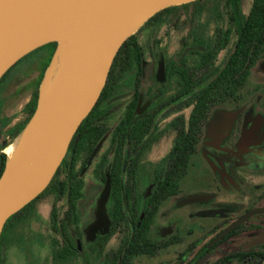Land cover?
<instances>
[{"label":"rangeland","instance_id":"obj_1","mask_svg":"<svg viewBox=\"0 0 264 264\" xmlns=\"http://www.w3.org/2000/svg\"><path fill=\"white\" fill-rule=\"evenodd\" d=\"M223 1L207 0L202 5V13L196 18L194 11L197 6L178 7L165 22L136 32L144 51L138 113L169 101L178 91L175 78L166 83L165 71L168 61L173 59L178 62L185 58H189L192 63L197 61L198 57L192 54L202 50V47L195 46L197 43L194 42V38L211 42L216 28L229 26L227 21L222 23L218 18L220 13L225 12ZM242 3L243 13L248 15L252 0H243ZM236 30L233 31L230 45L219 54L215 62L217 68L222 67L233 50L237 40ZM52 59L50 60L46 48H39L21 59L0 84V147L7 143L9 148L19 142L21 136L13 139V131L28 122L30 118L28 105L33 101L37 90L40 95V86L37 85L40 79L44 78ZM136 77L135 70H131L119 78L116 89L106 105L104 117L100 120V124L107 129L106 135L96 146L84 169H81V166L87 158L86 153H83L75 163V170H80V178L84 183L77 208L78 229L73 224L70 232L77 240L82 234L84 245L70 261L54 262V241L61 240V236L53 231L50 214L53 206L56 205L57 215L61 221L68 210V202L67 196L58 199L55 189H47L39 195L29 210L3 228L0 235V264H105L108 256L120 248L128 230H125V234L118 232L112 236L101 253L97 250L92 252L89 245L99 241L98 236H103L94 232L98 223H108L107 233L111 227L108 215L109 189L106 183L103 184L99 179L97 169L105 156H108L109 160L112 158L113 132L132 98ZM187 102L188 99L183 98L168 104L155 120L149 136L151 144L142 158L136 179V198L137 196L140 198L141 205L154 190L155 171L166 168V159L174 139V134L167 126L177 116L184 115L188 118L191 107H185ZM258 102L264 105V58L252 68L248 84L241 92L240 101L221 104L213 111L226 113V111H235L241 104L248 103L254 106ZM67 156L66 154L65 157ZM201 156V153L193 156L189 174L181 183V192L163 203L149 232V239L153 242L173 238L179 239V242L161 250L155 257H137L134 264H188L221 226L219 217L212 218L207 216L206 212L228 211L230 208L229 216H237L242 213L241 210L246 204L243 200L247 202L255 196L254 191L247 193L241 189L242 195L238 199L234 198L235 193L228 190H232V186L227 189L223 187L224 182L215 181L210 174L208 178L204 175L202 170H205L206 165L203 164L204 160ZM239 160H242V157ZM67 177L66 171L62 179ZM127 181L128 175L125 172L123 176L125 186ZM125 211L130 220L128 209L125 208ZM192 244L197 248L188 254L189 252L186 251ZM226 246L214 250L197 264H212L229 254ZM239 248L240 245L230 247L231 250H239ZM233 264L245 263L235 261Z\"/></svg>","mask_w":264,"mask_h":264},{"label":"trees","instance_id":"obj_2","mask_svg":"<svg viewBox=\"0 0 264 264\" xmlns=\"http://www.w3.org/2000/svg\"><path fill=\"white\" fill-rule=\"evenodd\" d=\"M206 2L207 0H197L165 9L149 19L138 31L165 22L178 7L197 6L194 11L196 18L202 13V5ZM242 2L243 0L223 1L225 12L220 13L218 18L222 23L227 21L229 26L216 28L211 42L194 38V42L197 43L195 46L202 47V50L192 54L198 57L197 61L192 63L189 58L178 62L173 59L168 61L165 71L166 83L175 78L178 91L169 101L155 105L142 113H138V109L141 100L144 51L136 33L122 45L113 61L96 106L72 139L67 152L69 157L64 158L51 183L45 189H55L58 199L67 196L68 202V210L61 221L57 215L56 205L53 206L50 214L52 229L61 236V240L54 241L55 263L70 261L84 245L82 234L77 240L70 232L73 224L78 229L77 208L84 183L80 178V170H75V163L83 153H86L87 158L81 166V169H84L96 146L106 135L107 129L100 124V120L104 117L106 105L116 89L119 78L131 70H135L137 76L136 87L123 117L114 129L111 139L112 158L109 160L108 156H105L97 169L98 177L103 184L107 182L108 176L110 179L108 215L112 227L107 235L99 236V241L90 244L89 247L92 252L100 246L103 249L111 237L118 233L119 228L128 231L125 232L120 248L109 256L105 264H134L137 257H155L161 249L170 245L171 242L158 244L149 239L151 226L160 207L169 198L180 193L181 183L188 175L191 160L197 154L213 110L221 104L237 102L241 99V92L248 84L252 68L264 58V0H252L248 15L243 13ZM234 29H237L234 48L222 67L217 68L215 62L219 54L230 45ZM41 48L49 51L51 60L56 52L57 43H50ZM13 67L0 79V84L4 82ZM42 80L41 78L37 86L41 85ZM39 96L37 90L33 101L28 105L30 118L27 123L13 131V139L20 137L25 131L36 111ZM183 98L188 99L185 107H191V112L188 118L184 115L175 117L167 126L174 134V139L166 159V168L155 171V187L147 198L145 206L142 209L131 206L132 200L136 199L134 183L142 157L150 147L151 142L147 137L154 128L155 120L168 104ZM7 147V143L0 147V178L8 164V156L4 153ZM66 171L68 177L62 179ZM125 172L128 175L126 186L123 183ZM34 201L12 216L8 222L29 210ZM125 207L129 210L131 222L127 218ZM130 223L132 230L129 229ZM98 252L101 253L102 250ZM215 264H222V261Z\"/></svg>","mask_w":264,"mask_h":264},{"label":"water","instance_id":"obj_3","mask_svg":"<svg viewBox=\"0 0 264 264\" xmlns=\"http://www.w3.org/2000/svg\"><path fill=\"white\" fill-rule=\"evenodd\" d=\"M197 0H0V79L33 51L57 43L70 34L80 35L76 73L67 107L39 162L31 164L32 143L43 116L39 96L26 127V147L17 168L0 178V235L7 221L34 201L49 186L62 164L73 137L96 106L113 61L122 45L159 12ZM25 131L23 133H25ZM110 194V179L106 182ZM108 194V196H109ZM264 206L248 212L222 232L223 239ZM107 222L94 232L105 235Z\"/></svg>","mask_w":264,"mask_h":264},{"label":"flooded vegetation","instance_id":"obj_4","mask_svg":"<svg viewBox=\"0 0 264 264\" xmlns=\"http://www.w3.org/2000/svg\"><path fill=\"white\" fill-rule=\"evenodd\" d=\"M239 101L233 103H238ZM263 106L264 105L259 102L254 104V106H252V104L245 103L237 107L235 111H226V114H223V112L215 113V111L211 114V119L206 126L204 136L197 151V154L201 153V159L204 160L203 164L206 165L205 170H202L204 175L208 178V175L210 174L213 179L215 178V181L220 180L221 183L224 182L225 185H223V187L227 189L229 186H232V188L230 187L232 190H228L235 193V195L233 194L234 198L238 199L239 196L242 195L241 189L247 191V193L248 191H254L255 196L248 199L247 202L243 200L246 204H244L245 206L241 210L242 213L237 216H229L228 212L230 211V208L228 211L208 210L206 212L207 216L212 218L216 217L217 219V217H219L221 226L218 228L217 233L212 235L211 238L205 242V244L200 248V251L195 253V257L188 264H197L214 250L225 245H227L226 248L229 249V254L219 258L212 264L220 261H222V264H233L235 261L245 264L264 263V214L249 217L245 222L237 226L223 239L213 244V241L222 232L243 218L248 212L264 206ZM251 107L258 109L259 111H256ZM219 114H221L220 116H223L224 118H222L217 125L211 127V123ZM149 136L147 137V140H149ZM240 157H242V160H239ZM135 188L136 182L134 183V189ZM146 200L143 205H141V200L137 196L136 199L132 200L131 206H138L139 209H142V207L145 206ZM258 204L260 206H257ZM8 223L9 222L7 221L4 228L7 227ZM130 226L132 230V223H130ZM118 232L125 233V231L120 228L118 229ZM166 242H171L169 245L171 246L178 243L179 239L173 238L155 243L163 244ZM239 245V250L230 249L232 246L238 247ZM168 247L164 249H168ZM196 248L197 246L192 244L188 247L186 252H189L188 254H190ZM96 250L100 251L102 250V247H97Z\"/></svg>","mask_w":264,"mask_h":264},{"label":"bare ground","instance_id":"obj_5","mask_svg":"<svg viewBox=\"0 0 264 264\" xmlns=\"http://www.w3.org/2000/svg\"><path fill=\"white\" fill-rule=\"evenodd\" d=\"M80 44L78 33L63 36L57 41V49L40 85L43 101V116L31 153V164L39 162L57 124L63 115L71 94L75 73L76 58ZM27 131L23 133L15 146L5 149L8 155V172L12 173L20 163L26 147Z\"/></svg>","mask_w":264,"mask_h":264},{"label":"crops","instance_id":"obj_6","mask_svg":"<svg viewBox=\"0 0 264 264\" xmlns=\"http://www.w3.org/2000/svg\"><path fill=\"white\" fill-rule=\"evenodd\" d=\"M224 114V113H223ZM226 114V113H225ZM221 114L217 115V117L214 119V121L211 123V127L214 126V125H217L221 120L222 118H224L223 116H220Z\"/></svg>","mask_w":264,"mask_h":264}]
</instances>
